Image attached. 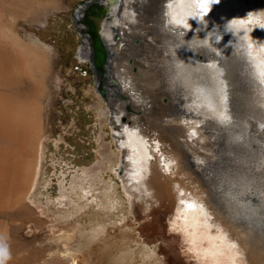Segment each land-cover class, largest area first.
I'll return each instance as SVG.
<instances>
[{
    "label": "bare ground",
    "instance_id": "6f19581e",
    "mask_svg": "<svg viewBox=\"0 0 264 264\" xmlns=\"http://www.w3.org/2000/svg\"><path fill=\"white\" fill-rule=\"evenodd\" d=\"M124 1L126 15L121 12L118 49L109 65L110 70L113 67L110 78L126 100L117 97L122 101L112 104L110 123L122 154L120 179L130 207H125L123 200L127 198L122 192L113 190L101 176L110 167L107 163L115 160L107 151L101 152L102 158L92 168L83 171V183L77 192L80 201L75 203L71 192L61 187L60 202L77 204L72 209L79 210L85 208L81 201L87 200L86 205L92 206L87 233L105 228L109 215L106 211L116 203L130 213L144 208L147 220H143L141 211L137 213L142 220L137 226L140 236L146 245L162 244L161 250L167 256L151 251L156 257L149 254L155 261L150 260L148 248H133L131 235L124 230L108 235L110 249L102 248L108 264H136V258L142 264H264V148L259 143L264 144V84L259 87L255 82L263 65L260 56L255 57L259 51L252 44L260 35L259 29H264V0H244L245 7L255 6L261 25L255 21L246 24L247 17H237L240 9L234 1L220 0L217 14L212 11L214 15L207 18L200 16L192 0ZM64 4L65 0H0V244L7 248L14 240L12 228L21 226L19 213L27 217L26 201L42 171L46 77L53 59L51 45L38 37L24 39L14 25L19 21L45 23L49 15L64 9ZM225 4L232 9L222 7ZM138 9L145 12L138 13ZM224 15L237 17L244 24L232 22L222 27L224 21H219ZM77 16L80 18L79 13ZM171 28L175 33L170 32ZM238 32L251 46L248 57L237 53L234 35ZM189 34L196 40L193 46L188 44ZM84 48L80 49V59L88 61V47ZM197 53L202 54L203 61L215 65L204 66L206 75L189 62L197 61ZM195 74L202 82L194 81ZM221 82L226 84L223 93L231 121L221 122L217 113L199 119L203 122L198 135L201 130L211 133L203 137L204 144L195 140L193 133L188 138L183 134L191 128L180 124V117L166 124L158 121L179 110L180 91L191 98L194 111L205 116L209 101L218 107L222 104V91L216 90V86L222 88ZM25 84L31 89L22 93ZM215 93L218 99L214 100ZM103 115L104 125L109 113L103 111ZM123 115H127L126 122L122 121ZM190 158L202 164L190 165ZM97 185L102 190L94 194ZM182 200L192 202L194 207L187 208ZM135 204L138 207L134 211ZM164 204L167 212H158ZM221 236L226 239L221 240ZM73 242L72 235H60L52 243L40 245V257L31 261H27L24 251L9 248L10 258L5 264H80L81 250L73 248ZM229 242L237 248L229 250Z\"/></svg>",
    "mask_w": 264,
    "mask_h": 264
},
{
    "label": "rangeland",
    "instance_id": "374dc122",
    "mask_svg": "<svg viewBox=\"0 0 264 264\" xmlns=\"http://www.w3.org/2000/svg\"><path fill=\"white\" fill-rule=\"evenodd\" d=\"M86 1L89 0H65V8L49 15L48 21L45 23L19 21L14 25L15 30H18V34L24 39L38 37L51 45L53 59L50 72L46 77L47 93L44 101L42 171L37 185L26 201L29 204V209L26 210L27 217L24 216L25 214L19 213L18 222L21 226H16L15 229L12 228L14 244L12 243V247H8V249L11 248L13 251L18 252L24 251L28 255L27 261H31L40 257L42 251L40 245L52 243L60 235L70 234L75 242V244L73 242L72 247L81 250L82 259L80 264H108L109 262L105 258L106 252L102 251L103 246L108 247V235L125 230L131 235L130 243L133 248L143 245L148 248V255L156 257L151 252L155 251V253H159L161 257H164L167 256V253L162 251L163 249L161 250L162 244L152 243L146 245V242H143L145 238L140 236L142 233L137 229L142 221L137 217L138 211H141L143 220H147L148 215L144 208H138L136 213H130L128 210H123L116 203L114 206L119 207L118 209L113 206L109 211H106V214L109 213V215L107 216L108 221L104 222L105 228L99 233H87L90 228L86 229V227H88L92 218L88 215L92 206L86 205L87 200L81 201L85 203V208L79 210L72 209L77 204L69 205L66 202L63 205L60 202L61 187L65 192H71L73 199L76 198L75 203L80 201L77 192H80L83 183L81 179L83 171L92 168L97 160L102 158L101 152L107 151L115 156V164L114 161L111 163L112 165L107 163V166L110 167L105 169L101 176L108 182L110 187H113V190L122 192L127 198L123 200L127 203L125 207H130L129 197L123 191L122 180L120 179L123 176V171L120 169L122 154L116 147L113 138L115 129L111 124L113 122L111 112L113 106L111 105L115 103L112 99H114L113 92L116 88L114 83L106 77L98 79L100 85L97 88L96 76L91 65L80 59L79 55L81 36L73 21L78 15L79 8ZM135 6H137V3ZM137 11L138 13L145 12L143 9ZM187 36L189 37L188 44L190 46L195 45L196 40L193 36L191 34ZM190 58L192 59V56ZM202 58L201 56L200 59ZM211 58H214V55ZM28 84L21 88L22 93L30 91L31 88ZM98 89L106 91L108 100L106 96L101 95ZM177 97L180 102L177 112L182 113L179 115H196L203 118L191 109L190 104L188 108V96L184 92L180 91ZM109 101L110 103H108ZM116 102L120 103L121 100L118 99ZM103 111L109 113L104 125L101 122L105 118ZM162 119L160 118L158 121L166 124L167 121ZM166 119L174 121L175 117H166ZM180 122L182 121L180 120ZM187 127L191 128L190 126ZM167 128L175 130L172 127ZM183 134L188 138L189 134ZM196 134L198 135V131ZM204 134H207L208 137L211 136V133L207 130ZM191 162L202 164V162L196 161L195 158H191ZM98 185L94 194H99L102 190L98 188ZM164 205L162 208H157V211L166 213V204ZM136 207H138V204L134 205V211ZM69 209L73 212H68ZM169 233L173 234V232ZM171 234L168 235L173 238ZM90 236L91 239H88ZM154 246H158V248L155 250ZM108 248L110 249V247ZM150 255L148 258L155 261ZM135 263L142 264L141 259L136 258Z\"/></svg>",
    "mask_w": 264,
    "mask_h": 264
},
{
    "label": "water",
    "instance_id": "95a60500",
    "mask_svg": "<svg viewBox=\"0 0 264 264\" xmlns=\"http://www.w3.org/2000/svg\"><path fill=\"white\" fill-rule=\"evenodd\" d=\"M126 3L124 0H89V1H86L85 3H83L81 5V7L79 8V10L77 12V13H79L80 18H79V16H76L74 18V21H73L74 25L76 26V29L78 30V32L81 36V48H84L83 46H85L86 48L88 47L87 52L89 53L88 54L89 58L87 60L89 61V64L91 65V67L93 69L94 75L96 76L95 79L97 82V84H96L97 88H99V85H100L98 83V79L101 77H106L114 83L116 90H114V92H113V95H114V99H112L113 102L117 101L118 98H121L122 100H126L125 99L126 95H124L120 91V87L114 82L113 79L110 78L111 74H112L113 67L110 70V65H109V60L111 62L113 61V59L115 58V55H116V51H117L116 49H118L117 44L119 42V37H120L119 35H120V24H121V12L125 13L123 11V9L125 8L124 5ZM110 7H114V10L112 12L108 11V9H110ZM125 15H126V13H125ZM126 18H125V20H126ZM103 22H107L109 24L110 28L108 29L107 27H105ZM100 24L103 26L102 29H99ZM104 28H107V29H104ZM170 32L172 33V31H170ZM121 41H122V38H121ZM240 41H242L248 47V45L243 40H240ZM135 42L138 45V43L140 42V38L135 39ZM238 42L239 41L236 42V40L234 41L236 48L239 49L237 51V53L239 56H244V53H243L242 49H240ZM246 46H245V48H246ZM86 48H84V49H86ZM216 50H218V49L216 48ZM245 51H246V49H245ZM193 52H194V50H193ZM247 53H248V50H247ZM201 56H202V54H200V53L195 55L196 58H198V57L200 58ZM189 62L193 64L192 61H189ZM103 63H105L104 64L105 65L104 71H103V66H102ZM110 72H111V74H110ZM193 77H196L194 80L196 83L202 82L201 76H197L195 74ZM221 85H222V88H219V86H216V90L220 91V92L222 91V93H220V96L222 98V96L224 95L223 92H225L226 84L221 82ZM204 88H205V86H204ZM98 90L101 93V95H103L104 97L107 95V93L104 89H98ZM111 97H113V96H111ZM106 98H107V96H106ZM190 99L191 98L188 97V100H187V102H189V103H187L188 108L191 105V109L194 110L192 108V102H190L191 101ZM215 99H218L216 93H215L214 100ZM107 100H108V98H107ZM108 103H110V101ZM127 106L130 107V105H127ZM130 108H128L129 111L131 110ZM132 110L136 111L134 109H132ZM203 112H204L205 116L202 114H199L198 112H196V113H198V115H200L203 118H205V117L210 118L216 114L215 112H213L209 109L205 110ZM138 113L139 112H137V115H138ZM179 114H182V113L179 111ZM179 114L177 113V111H175V114H171V117L174 116L177 118H179V117L182 118L181 119L182 122L180 124L190 125L191 129L189 130L190 132H188V134L190 135V133H193L195 140L197 139V140L201 141V144H202L203 134L202 135L201 134L200 135L194 134L195 130H196V132L198 131V129L196 127L198 125H200V123H202L199 121V119H201V118L199 116L195 117L194 115H191V116H183L182 115L181 116ZM162 120L163 121H169L165 117ZM122 121L123 122L127 121V115L122 116ZM165 129H167V128H164V130ZM259 143L264 148V144H262L261 142H259ZM188 163L192 164L193 162H191V160H189Z\"/></svg>",
    "mask_w": 264,
    "mask_h": 264
},
{
    "label": "snow or ice",
    "instance_id": "6c2138e0",
    "mask_svg": "<svg viewBox=\"0 0 264 264\" xmlns=\"http://www.w3.org/2000/svg\"><path fill=\"white\" fill-rule=\"evenodd\" d=\"M213 3L217 2V0H212ZM201 9L203 12H207V8L205 7L204 4H201ZM178 23H182V22H178ZM236 23H239V24H244V21H233V24H236ZM184 27H188L187 24H184ZM262 27H264V25H262ZM209 67H215V65H209ZM257 76H258V80H259V83L260 84H264V68H262L258 73H257ZM225 92H226V86H225ZM226 103H227V97L226 95H223L222 96V104L221 106H216L214 105L211 101H209V103L207 104V107L218 114V118L220 119L221 122H230L231 121V116L228 114V110H227V107H226ZM165 167H167V165H165ZM137 176H140V172H137L136 173ZM137 183H139V180H137ZM181 195H183V193H181ZM181 203H184L186 204V207L187 208H192L194 207V204L192 202H186V201H181ZM200 211L201 213H204V215L206 216L207 218V213L204 212V209H203V206L200 205ZM219 231V229H218ZM221 240H225L226 239V236H221L219 237ZM227 248L229 250H233V249H236L237 248V245L234 243V242H229L228 245H227ZM239 253L236 252L235 255H238Z\"/></svg>",
    "mask_w": 264,
    "mask_h": 264
},
{
    "label": "clouds",
    "instance_id": "9594fccd",
    "mask_svg": "<svg viewBox=\"0 0 264 264\" xmlns=\"http://www.w3.org/2000/svg\"><path fill=\"white\" fill-rule=\"evenodd\" d=\"M203 4L206 7L207 0H203ZM246 17H248V21L247 22L251 23V21H252V13L251 12L247 13ZM229 23H231V22H229ZM261 28H264V27H262V25H261ZM9 258H10V253H9V250H8L7 246L0 244V264H5V261H7Z\"/></svg>",
    "mask_w": 264,
    "mask_h": 264
},
{
    "label": "flooded vegetation",
    "instance_id": "af4514ba",
    "mask_svg": "<svg viewBox=\"0 0 264 264\" xmlns=\"http://www.w3.org/2000/svg\"><path fill=\"white\" fill-rule=\"evenodd\" d=\"M81 38V37H80Z\"/></svg>",
    "mask_w": 264,
    "mask_h": 264
}]
</instances>
